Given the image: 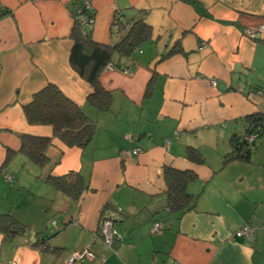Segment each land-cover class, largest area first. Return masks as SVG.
Returning a JSON list of instances; mask_svg holds the SVG:
<instances>
[{
  "label": "crops",
  "instance_id": "1",
  "mask_svg": "<svg viewBox=\"0 0 264 264\" xmlns=\"http://www.w3.org/2000/svg\"><path fill=\"white\" fill-rule=\"evenodd\" d=\"M89 1L94 42L123 37L116 14L126 28L136 19L151 28L130 57L112 56L130 73L100 72L112 94L107 110L87 103L93 87L69 63L73 0H0V217L25 228L0 231V264H66L84 247L96 258L73 264H264V129L249 160L223 163L245 117L264 115V0ZM247 29H256L252 37ZM48 82L95 124L85 145L27 122L23 105ZM19 134L51 137L44 166L20 151ZM188 147L203 162L187 158ZM164 166L195 174L186 185L194 205L184 212L167 206ZM69 171L88 181L79 201L46 180ZM104 218L118 234L112 246L99 233ZM245 224L252 237L234 236Z\"/></svg>",
  "mask_w": 264,
  "mask_h": 264
},
{
  "label": "trees",
  "instance_id": "2",
  "mask_svg": "<svg viewBox=\"0 0 264 264\" xmlns=\"http://www.w3.org/2000/svg\"><path fill=\"white\" fill-rule=\"evenodd\" d=\"M77 3V1L72 2L71 12L77 7ZM5 13L7 12H1L0 17ZM114 21L120 26V30H126L123 37L112 46L94 42L88 37L89 31L86 36H83L76 20H73L71 30L73 45L69 54V63L93 87L86 101L97 110H107L112 103L111 92L104 90L99 84L98 79L102 69L107 63L120 67L119 61L113 63L112 56L115 54L119 59L130 57L134 50L151 36L150 26L142 19L131 21L127 28L126 22L118 14L115 15ZM23 112L29 124L50 125L53 136L58 137L68 146H83L95 133V124L89 120L81 106L65 96L55 84L50 82L32 94L31 100L23 105ZM245 122L247 126L244 133H236L230 137L231 150L224 155L223 163L235 159L249 160L255 138L252 142H248L244 135L251 133H255L257 137L261 135L264 129V115L247 116ZM19 138L20 151L35 164L44 166L48 161L45 150L51 144V137L19 134ZM185 155L197 163L203 162L202 155L193 147H188ZM162 172L166 183L168 208L177 212H184L191 208L195 198L186 190V185L195 178L194 172L170 166H164ZM46 180L57 190L76 201H79L89 188L88 181L74 171L63 175L49 174ZM104 219H110L114 225L112 218ZM24 230L23 224L11 215H1L0 231L5 234V237L21 234ZM43 243L42 238L38 239L34 245Z\"/></svg>",
  "mask_w": 264,
  "mask_h": 264
},
{
  "label": "built area",
  "instance_id": "3",
  "mask_svg": "<svg viewBox=\"0 0 264 264\" xmlns=\"http://www.w3.org/2000/svg\"><path fill=\"white\" fill-rule=\"evenodd\" d=\"M77 1V7L73 9L71 12L73 20H76L77 23L80 25L81 28V34L83 36H86L88 31L93 25L94 22V14L91 8V4L89 0H73ZM3 12V6L0 3V13ZM114 28L116 30H120V26L114 22ZM261 29V28H257ZM256 29H247L246 34L248 36H253L254 32ZM114 68V66L111 63H107L104 67V69L109 70ZM121 70L124 73H130L129 69H127L124 66H121ZM215 80L213 78L210 79V84L215 85ZM257 93L261 96H264V88H258ZM255 133L251 134H245L244 138L248 142H252L255 138ZM134 152H138V148L133 150ZM4 176L8 181H12V175H10L8 172L4 171ZM160 223L155 222L152 226V231L155 232L159 229ZM252 228L248 225L245 224L235 230L233 233L234 236L236 237H245V238H251L252 237ZM103 242L107 246H112V243L115 238L118 237V234L116 232V229L114 228L113 222L110 219H104L102 221L100 231H99ZM96 258V254L89 248V247H84L82 249L76 250L74 252H70L69 254L66 255L65 257V262L66 264H73V263H81L86 260H94ZM176 264V263H175Z\"/></svg>",
  "mask_w": 264,
  "mask_h": 264
}]
</instances>
